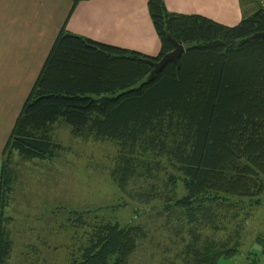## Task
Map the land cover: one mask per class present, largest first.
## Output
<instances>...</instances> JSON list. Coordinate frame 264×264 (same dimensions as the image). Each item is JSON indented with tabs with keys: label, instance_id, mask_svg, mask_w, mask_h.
Returning a JSON list of instances; mask_svg holds the SVG:
<instances>
[{
	"label": "trees",
	"instance_id": "obj_1",
	"mask_svg": "<svg viewBox=\"0 0 264 264\" xmlns=\"http://www.w3.org/2000/svg\"><path fill=\"white\" fill-rule=\"evenodd\" d=\"M70 1L67 20L2 151L0 264H10L13 250L8 208L16 183L14 156L23 161L58 157L62 147L53 141L52 128L59 120L79 139L113 144L111 181L122 192L134 182L166 175L169 194L162 210L180 211L189 224L199 223L213 207L228 212L244 203L264 204V39L249 40L264 32V8L226 27L169 13L164 0H147L160 42L159 53L149 57L67 32L70 14L88 0ZM168 36L185 52L148 81L149 62L174 49ZM149 192L147 204L152 186ZM71 214L76 226H84L83 213ZM90 230L68 264H127L144 238L141 228L118 223L100 222ZM196 242L183 264H217L238 254L230 241ZM256 262L257 256L248 264Z\"/></svg>",
	"mask_w": 264,
	"mask_h": 264
},
{
	"label": "rangeland",
	"instance_id": "obj_2",
	"mask_svg": "<svg viewBox=\"0 0 264 264\" xmlns=\"http://www.w3.org/2000/svg\"><path fill=\"white\" fill-rule=\"evenodd\" d=\"M2 72L3 78L15 74L10 69ZM21 89L2 85L0 131L3 143L25 100ZM52 138L62 147L58 157L52 160L23 161L14 156L16 163L12 169L17 182L8 214L16 219L9 229L12 226L16 235V230L23 226L22 242L29 243L22 247L24 252L18 258L21 264H68L86 243L91 226L100 222L142 229L144 238L138 239L127 264H183L194 242L201 246L208 240L230 241V246H237L236 257L221 259L217 264H248L255 256L256 264H264V242H257L258 237H264V204L247 206L244 203L241 209L228 212L213 207L198 219L199 223L189 224V219L180 211L162 210L169 194L166 175L158 174L147 183L134 182L128 186L127 193L122 192L111 181L117 155L112 143L79 139L62 120L52 128ZM151 186L152 200L147 204L144 196ZM183 194L179 185L177 195ZM260 200L264 201V195ZM73 212L83 213L84 226H76ZM16 243L14 241L9 261L12 264H16L17 255L21 253ZM33 248L36 251L33 252Z\"/></svg>",
	"mask_w": 264,
	"mask_h": 264
},
{
	"label": "crops",
	"instance_id": "obj_3",
	"mask_svg": "<svg viewBox=\"0 0 264 264\" xmlns=\"http://www.w3.org/2000/svg\"><path fill=\"white\" fill-rule=\"evenodd\" d=\"M164 3L169 13L197 15L226 27H234L244 16L264 8V0H164ZM70 8V0H0V99L3 84L22 87L20 92L27 98ZM66 31L149 57L156 56L160 50V42L148 14L147 0L79 2L68 18ZM4 69L13 70L15 74L3 78ZM6 141L2 142L0 131V174ZM10 216L13 226L16 219L13 214ZM12 226L13 247L17 241L21 250L16 264H21L18 258L24 252L22 247L29 243L22 242L25 233L20 231L23 226L16 230L17 236Z\"/></svg>",
	"mask_w": 264,
	"mask_h": 264
},
{
	"label": "water",
	"instance_id": "obj_4",
	"mask_svg": "<svg viewBox=\"0 0 264 264\" xmlns=\"http://www.w3.org/2000/svg\"><path fill=\"white\" fill-rule=\"evenodd\" d=\"M168 40L173 45V51L164 55L159 62H149L150 66L153 68L149 77L148 81H150L156 74H158L168 63H176L178 59L181 57V55L185 52V48L176 43L173 39H171L169 36L167 37ZM256 39H264V32L256 33L252 35L249 40L253 41Z\"/></svg>",
	"mask_w": 264,
	"mask_h": 264
}]
</instances>
